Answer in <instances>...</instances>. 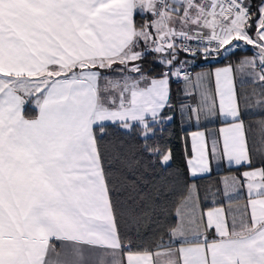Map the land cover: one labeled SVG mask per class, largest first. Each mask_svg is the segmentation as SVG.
<instances>
[{
  "label": "snow or ice",
  "instance_id": "6c2138e0",
  "mask_svg": "<svg viewBox=\"0 0 264 264\" xmlns=\"http://www.w3.org/2000/svg\"><path fill=\"white\" fill-rule=\"evenodd\" d=\"M0 264H264V0H0Z\"/></svg>",
  "mask_w": 264,
  "mask_h": 264
},
{
  "label": "crops",
  "instance_id": "0c3cea01",
  "mask_svg": "<svg viewBox=\"0 0 264 264\" xmlns=\"http://www.w3.org/2000/svg\"><path fill=\"white\" fill-rule=\"evenodd\" d=\"M238 52H242V55H240V56L237 57V58L232 59L231 61L225 60V61H223V63H224V64H227V63H229V62L235 63L236 60L242 58L243 56H245V55H250V54H251L250 52H245V51H243V50H238ZM215 66H222V65H214V67H215ZM199 70H200V69H199ZM199 70H197V71H199ZM238 80H239V77H238ZM238 86H239V84H238ZM177 87H178V86H177L175 83H174L173 86H172V91H173L174 98H175V94H176V91H177ZM211 87L214 89V84H212ZM210 127H211V126H210ZM217 127H218V126H217ZM192 130H195V129H192ZM187 153H188V155L191 154V142H190V140H189V143H188V146H187ZM213 169H214V170H213L211 176H210L208 179L202 181V183H210V182H211V183H212V182L214 183V182H217V181L221 180V178H222L223 176H225V175L228 174V170H227L226 167H222V168L217 169V168L215 167V165H214V166H213Z\"/></svg>",
  "mask_w": 264,
  "mask_h": 264
},
{
  "label": "trees",
  "instance_id": "16d2710c",
  "mask_svg": "<svg viewBox=\"0 0 264 264\" xmlns=\"http://www.w3.org/2000/svg\"><path fill=\"white\" fill-rule=\"evenodd\" d=\"M240 55H242V52H238L236 56L232 57V59L237 58V57H239ZM197 70H199V68H197ZM171 143H172V146H173V148H174V151L176 152V156H177V161H176V163L178 164V163L182 162V160H183V158H184L183 147H182V146H181V147H176L177 144H179V141H177L176 139H173V140L171 141ZM174 166H175V165H174Z\"/></svg>",
  "mask_w": 264,
  "mask_h": 264
},
{
  "label": "rangeland",
  "instance_id": "374dc122",
  "mask_svg": "<svg viewBox=\"0 0 264 264\" xmlns=\"http://www.w3.org/2000/svg\"><path fill=\"white\" fill-rule=\"evenodd\" d=\"M202 184H204V185H207V186H210L212 189H213V191H215V189L216 188H218V187H221V185H220V180L219 181H217V182H210V183H202Z\"/></svg>",
  "mask_w": 264,
  "mask_h": 264
}]
</instances>
